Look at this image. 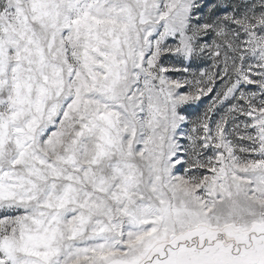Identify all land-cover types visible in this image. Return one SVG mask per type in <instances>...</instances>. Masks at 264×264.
<instances>
[{"label": "snow or ice", "instance_id": "1", "mask_svg": "<svg viewBox=\"0 0 264 264\" xmlns=\"http://www.w3.org/2000/svg\"><path fill=\"white\" fill-rule=\"evenodd\" d=\"M0 264H264V0H0Z\"/></svg>", "mask_w": 264, "mask_h": 264}]
</instances>
